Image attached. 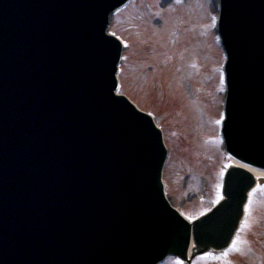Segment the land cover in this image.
I'll use <instances>...</instances> for the list:
<instances>
[{
	"label": "water",
	"instance_id": "water-1",
	"mask_svg": "<svg viewBox=\"0 0 264 264\" xmlns=\"http://www.w3.org/2000/svg\"><path fill=\"white\" fill-rule=\"evenodd\" d=\"M93 1L94 0H35L32 4H26L22 1L13 2V0H0V28H2L0 29V56L5 52H8L4 58L0 59V68H3L7 64L17 67L24 66L25 68H31L34 66L33 63H30V61L28 62L27 57L20 53L25 54L26 52V54L29 55L32 49H34L36 39L32 38L30 44L28 40H25L26 37L24 36L26 34H35L36 36H39L34 32L35 29L38 30L39 34L42 33V35H46V41L40 46V49L43 47V51L50 49V45L53 41H56V39H58L59 42L70 43L65 37H60V35L54 36L49 25L51 23L53 24L57 34L67 30L69 31V36H72L70 30H68L71 26L66 23L68 20V12L65 10L76 9L77 13L82 11V9H90L94 6L98 8L97 4ZM39 3H41L42 8H45L49 16L44 14L34 16V10L38 9L37 5ZM14 4L16 5L15 7ZM224 7V33L227 37L231 52L233 48L235 50V55L233 53L231 54L230 75L237 80V88L231 98L232 120L229 125L228 133L230 138H233L237 143H247L252 147L254 145L258 146L260 145L261 140H264V32L261 33V36L254 38L257 39L258 45L256 47L252 46V48L255 49L254 53L256 54L253 59L250 60L248 53L251 52L249 51L250 48L248 43L250 42L249 44L252 45L254 39H248V36L245 34L249 32L248 28L250 26L254 30L253 34H251L252 36L258 35L259 32H256L257 28L264 30V0H225ZM17 13H19L18 16L14 17ZM99 17V12H96L95 20L100 19ZM231 26L240 28L239 33L241 34V39L240 36L236 37L233 35L231 32ZM61 27H64V30ZM80 27L82 32H87L86 34H89L90 31H92L87 23L80 25ZM71 31L73 32L72 29ZM17 39H19L24 45L25 52L18 51L17 53H14L12 51L16 45L15 43L12 44L11 40L15 41ZM8 40L10 42H8ZM6 46H8V49ZM62 55L65 56L67 54L62 51ZM44 57L45 55L39 56L38 59ZM32 61L36 62L34 60ZM37 63H41L44 67L46 66V60L40 62L37 61ZM40 69L41 68L29 69V71L33 73L30 76L31 78L28 79L26 77V81L22 80L25 81V83H21V86L24 89H28L33 85V88H35L36 91L39 90L41 93L39 96L34 93L36 101L25 104V102L20 100L32 99V97L29 95H21L20 89L22 88L18 86L19 83H0V109L3 111L9 110L8 117H26L25 122L30 119V113L34 114L33 117H37L41 114L43 115L44 113L48 116L52 115V117H50L53 119V127H58V131L65 132L68 128L66 125L64 126V123L59 117H67L70 115L73 119H77V117L85 116L74 117L72 113L76 114L80 111L77 109L74 110L73 107L69 108V110H61L62 106L69 107V105L65 103L61 97L58 98L59 100H55V88L48 87L46 90L42 87L43 74L38 73ZM244 69H249L250 72H252L249 77V72H247V76L243 75ZM83 70L85 69L81 65L80 72ZM1 77L5 78L4 75ZM80 81V87L78 89L83 91L84 83L82 82V79H80ZM5 85H11V87H5ZM17 93H19V95ZM12 96L17 98V102H12L9 99V97ZM74 101L78 106L85 108L84 103L78 100L77 96L74 97ZM115 102L117 104L107 102L104 99L100 100L102 106L112 104L115 108L114 110H111L110 116L108 114L104 116L102 115L104 117L102 120L104 121L103 123H100L99 113L94 110L91 114L92 118L88 120V122H91L90 127L94 129L95 134L101 129L99 126L107 128L111 125L110 117L118 123L115 132H110L109 129H106L103 133L104 137L110 138L105 146L106 163L104 174L93 179L94 181H80L77 184H73V177H66L65 173L60 175V172H56L54 175L53 172V175L55 176L53 179L55 182L54 188L53 186L50 187V185L44 187L48 192V197L45 196L46 194L41 195L40 192H37L35 197V201L37 202L35 205L36 211H34L35 213L31 220L36 221V218L34 217L37 216L39 222L51 221L57 229L56 234L61 237L62 241L58 243V245L55 243L52 244L51 238H54L56 234H48L41 238L39 237V234L34 233L33 238H31V236H28L27 238L28 234L23 229H21L22 231L20 230L19 222L9 225L13 219L12 215L18 216L20 214L19 211L26 206L25 201H22V199H19L20 201L17 200L18 196H16L15 193L9 192L8 198L13 205H8L10 208V210H8L9 214L4 216L7 224L4 225V230H1L2 234L0 235V264H4V262L5 264H20V259H13L16 254L13 253L14 251L12 249V247L15 246L14 250L16 252L19 251L18 243L20 240L26 241L33 251L37 252V254L43 251V249L40 248L41 244H44L45 247H49L46 251L52 252L53 255L56 254L57 257L55 260L58 264H92L95 261L94 255L97 253H101L104 259L109 262H112L113 259H116V261L120 260L121 255L118 252L115 251L112 252L111 255H107V253H105L107 251L106 245H103L102 247L100 246V240L95 238V233H103V231L97 227H106V229L112 227V236H119L121 239L126 238L127 244L125 247L133 246L136 240H138L139 244L142 246H144L145 242L149 241V245H151V248L157 253H163L164 255L172 251H176L180 254L183 253L188 244L189 229L180 219L177 218V215L167 207L163 198L162 185L158 176L159 168L163 159L161 154L160 158L154 161L152 159L153 152H151L150 156L146 155L145 157L138 156V153L136 152V155L132 160L138 165V167L132 170L131 176L122 179H130L127 182L125 181L124 184H122V187L127 186L129 194H139L134 203L123 208L124 212H117L114 203H111L112 192H109V188H105L102 192L99 191L101 184L106 185L104 182L107 179V173L109 174V181H114L111 177L112 173L110 172L112 165L106 164H110V161H112L113 165H122V161L120 162L116 160L113 158L114 156L109 153V150H112V147H121L120 144H123L125 147L130 145V150L134 152V147L136 146L143 150L145 145L147 147L153 145V140H151L148 135V138L145 135L133 136L129 129L126 131V128H124L126 119L123 116L117 115V113L122 110L121 107L124 106L122 104L123 101L118 100ZM118 104L120 106H118ZM83 111L88 114L87 107L86 109H83ZM254 119L258 121L254 127H259L261 133L255 136L246 134V137L243 138L240 134V129L242 128L243 123L248 121L253 123ZM19 121L21 123L24 121V118ZM10 123H14L12 118H10ZM57 123L59 125L55 126ZM81 124L82 120L79 124H73V126L79 128ZM235 124L237 125L235 126ZM11 127L15 128V125L12 124ZM235 127L236 129H234ZM14 131L16 132V137L19 138V131L17 129ZM141 139H143V141ZM20 142L22 144L21 146ZM24 142L25 140L16 141L14 144H10L8 148H13L16 154H18L19 151L24 152L26 147ZM84 145H87V147H104L98 142L91 140L85 141ZM1 147V150L5 152L2 143ZM239 148L240 147L237 146L238 153L240 152ZM152 149H154L153 146ZM244 159L256 164L255 159H252L246 154H244ZM259 160L262 161L261 159ZM75 167L77 168L76 164L71 167L72 172L76 170ZM128 167L132 169V166L128 165ZM123 168L126 167L123 166ZM79 169L80 171L85 169L90 170V167L86 165ZM248 181L249 180L245 183V181L241 180L239 176L231 174L228 178L226 188L228 201L211 216L196 225L195 229H197L201 236L200 246L202 251H207L212 246L215 248L220 243L222 244L219 246H222L224 243L227 245L237 226V222L241 217L242 204L245 201V195L252 185V182L250 181V183H248ZM138 182L139 185H137L136 188L134 187V190H131L129 186L131 184H138ZM33 184L35 185V182H33ZM84 185L90 187L97 185V188L94 189V193L98 192L96 195L97 199L93 200L91 203H88L86 199H83L82 202L79 201V191H82L85 188ZM42 201L44 202V205L42 204ZM106 201H109V203L106 204ZM39 202L41 203V206H39ZM27 210L29 211V214L25 217V221L32 217V212L29 207H27ZM89 223H93V228L91 232L85 234L82 228ZM43 238L47 240L46 243L43 241L39 244ZM212 240L220 242H216V245H214L211 243ZM109 243L113 245L112 242ZM65 253H68L71 256L67 260V263L63 260ZM37 254H31L24 264L46 263H39L41 257ZM137 257L140 261L146 258L143 253L138 254ZM99 261H102V257L98 259L96 264H103Z\"/></svg>",
	"mask_w": 264,
	"mask_h": 264
},
{
	"label": "rangeland",
	"instance_id": "rangeland-1",
	"mask_svg": "<svg viewBox=\"0 0 264 264\" xmlns=\"http://www.w3.org/2000/svg\"><path fill=\"white\" fill-rule=\"evenodd\" d=\"M156 1L151 0L154 9ZM195 1L197 4H192L189 9L185 8L183 11L180 9L173 12L155 11L156 16H151V19L143 4L136 3L122 13L113 26L114 32L123 37L129 45V49L126 50L127 64L121 76L123 92L142 109L159 119L158 122L166 133L167 143L171 149L170 164L166 170L169 197L175 207L182 210L190 219L205 213L215 202V196L212 198L213 194L210 192L218 185L213 179L215 173L213 160H220L216 165L220 171L224 168L217 150L213 151L216 157L201 158L206 148L203 147L202 151L200 139L208 134L211 128L215 130L221 119L222 100L219 95L221 77L220 75L213 77L212 68L218 66L220 69L222 58L219 48L214 47L212 41L205 39L206 34L202 33V29L210 26L212 22L210 13L214 12L210 0ZM197 28L200 29L201 37ZM143 52H147L144 58ZM199 53L211 59L206 68ZM154 55L157 57L156 60ZM169 55L174 58L171 56V61L167 63ZM195 58L203 66L202 75L212 79L207 85L206 78L202 75H191L190 70L182 69ZM148 59L156 61L150 68L151 73L154 72L152 77L148 75L150 73L147 69L150 65ZM202 85H206L208 96L203 88L197 94L198 87ZM195 164L197 169L185 179L184 186H176L178 173L182 175L189 165L194 169ZM199 173H202V176H199ZM206 174L208 177L204 176ZM206 187L211 197L205 195ZM262 190L264 192V188L261 192ZM253 202L257 207L261 205L262 208L257 209L261 212L258 216L263 219L264 202L257 201V195L253 196L251 204ZM251 211L250 227L256 224L258 218V213L254 214L252 208ZM257 224L264 227L263 220L262 224ZM261 236L264 241V235ZM241 238L244 239V236ZM251 260L260 264L252 258Z\"/></svg>",
	"mask_w": 264,
	"mask_h": 264
},
{
	"label": "bare ground",
	"instance_id": "bare-ground-1",
	"mask_svg": "<svg viewBox=\"0 0 264 264\" xmlns=\"http://www.w3.org/2000/svg\"><path fill=\"white\" fill-rule=\"evenodd\" d=\"M251 172L255 175V177L257 178H261V177H264V172H255L253 170H251Z\"/></svg>",
	"mask_w": 264,
	"mask_h": 264
}]
</instances>
